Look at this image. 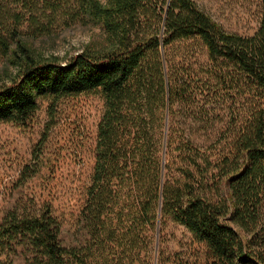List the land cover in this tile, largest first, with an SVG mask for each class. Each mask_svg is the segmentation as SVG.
Segmentation results:
<instances>
[{"label": "trees", "instance_id": "obj_1", "mask_svg": "<svg viewBox=\"0 0 264 264\" xmlns=\"http://www.w3.org/2000/svg\"><path fill=\"white\" fill-rule=\"evenodd\" d=\"M40 4L83 18L100 39L66 60L35 56L17 30ZM192 40L205 48V64L169 75L163 50ZM0 54L15 68L0 82V121L27 124L41 100L52 115L64 99L103 101L82 149L92 164L77 188L69 244L63 214L34 200L0 220V258L14 264L29 247L27 264H133L144 232L152 249L170 217L206 246V264H264V0L252 33L225 29L194 0H0ZM229 104L243 109L229 111L225 140L203 148L184 137L177 175L165 178L175 106L196 105L209 123Z\"/></svg>", "mask_w": 264, "mask_h": 264}, {"label": "rangeland", "instance_id": "obj_2", "mask_svg": "<svg viewBox=\"0 0 264 264\" xmlns=\"http://www.w3.org/2000/svg\"><path fill=\"white\" fill-rule=\"evenodd\" d=\"M194 1L229 31L252 33L258 25L260 0ZM24 12L18 38L41 58L66 60L94 46L101 37L98 27L87 25L83 18L72 17L67 10L54 15L40 4L35 14L28 9ZM163 56L167 73L176 77L187 75L206 62L205 48L194 40L167 46ZM14 69L0 54V82ZM49 105H52L50 101L41 100L36 115L25 125L0 121V220L12 209L31 205L34 200L51 202L65 219L68 232L62 235V240L67 245L75 233L79 213L77 188L92 164V158L83 154L82 149L87 135L88 143L96 135L103 101L96 94L64 99L55 115L51 114ZM221 107L220 115L202 123L196 105L175 106V114L166 119L165 178L177 175L178 142L184 137L203 148L217 145L219 139L225 140L229 111L243 108L230 104ZM146 235L144 232V244L135 252L133 264H206L209 258L206 246L170 217L163 219L154 232L152 249ZM33 256L32 248L21 247L11 259L14 264H27ZM9 259L7 255L0 258L5 264L10 263Z\"/></svg>", "mask_w": 264, "mask_h": 264}]
</instances>
